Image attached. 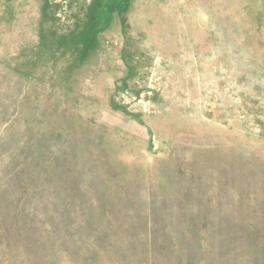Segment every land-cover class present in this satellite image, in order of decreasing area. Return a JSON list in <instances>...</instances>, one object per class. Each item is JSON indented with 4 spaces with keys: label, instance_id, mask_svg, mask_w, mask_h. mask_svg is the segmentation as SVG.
<instances>
[{
    "label": "rangeland",
    "instance_id": "374dc122",
    "mask_svg": "<svg viewBox=\"0 0 264 264\" xmlns=\"http://www.w3.org/2000/svg\"><path fill=\"white\" fill-rule=\"evenodd\" d=\"M24 208L30 264H264V0H0V264Z\"/></svg>",
    "mask_w": 264,
    "mask_h": 264
},
{
    "label": "trees",
    "instance_id": "16d2710c",
    "mask_svg": "<svg viewBox=\"0 0 264 264\" xmlns=\"http://www.w3.org/2000/svg\"><path fill=\"white\" fill-rule=\"evenodd\" d=\"M125 2V1H123ZM26 210L24 208L23 211L21 212H17L16 217L19 218L21 220H23V225L24 227L20 230H16L14 231V237L16 240V243L18 245H21L22 250H17L20 251L21 253H23L25 255V258L28 262V264H30L31 262L35 261V253H32L29 249H32L31 247V243L29 241V235L30 234H38V237L40 236L41 239L43 240V234H40L38 231V228L35 226V220L31 219V218H35L36 214H33L32 217L30 218V216L28 214H26ZM64 238L66 239V237L64 236ZM34 248H39L40 244L39 242H37L36 244H33ZM149 247L152 248V242H149ZM17 264H20L17 262Z\"/></svg>",
    "mask_w": 264,
    "mask_h": 264
}]
</instances>
